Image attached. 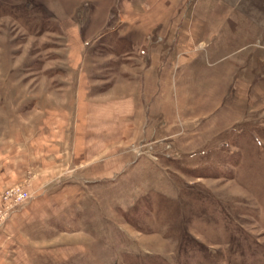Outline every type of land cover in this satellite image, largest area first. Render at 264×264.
I'll return each mask as SVG.
<instances>
[{"label":"rangeland","instance_id":"rangeland-1","mask_svg":"<svg viewBox=\"0 0 264 264\" xmlns=\"http://www.w3.org/2000/svg\"><path fill=\"white\" fill-rule=\"evenodd\" d=\"M144 2L0 0V264H264V101L135 30Z\"/></svg>","mask_w":264,"mask_h":264},{"label":"crops","instance_id":"crops-1","mask_svg":"<svg viewBox=\"0 0 264 264\" xmlns=\"http://www.w3.org/2000/svg\"><path fill=\"white\" fill-rule=\"evenodd\" d=\"M220 2L221 5L217 0H145L144 7L136 9L135 13L139 20L133 28L143 29L147 32L146 35L148 31H154L157 38L165 33L164 41H169V43L175 37L173 44L184 47L181 61L199 62L201 65L198 68L199 71L208 68L207 63L209 62L219 63L215 66V70L219 68V71L224 61L230 59L231 62L236 63L231 74L230 91L233 90L232 94L249 103H260L264 101V63L263 69H260L253 77L250 76L255 79L258 75L256 82L261 85L258 89H255L256 84L252 85L250 77L242 72L245 69V62H264V21L250 16L246 8L227 6L224 0ZM145 7L147 10L144 12ZM125 8L126 5H124ZM140 11L146 14L142 16ZM131 24L133 26V23ZM143 33H139V36L144 37ZM145 56L148 57V55ZM149 58L152 63H155L159 55L151 53ZM251 72L250 67L249 74ZM8 137L10 138L9 145L13 148L22 144L20 139L16 140V134L8 135ZM23 144L25 146V143ZM47 150H43L45 155H47ZM76 180L72 183L67 182L64 186L69 185L71 189L83 188L82 181L79 183V180ZM86 183L92 186V181L87 180ZM65 193L67 192H64L62 198L57 201H66Z\"/></svg>","mask_w":264,"mask_h":264}]
</instances>
